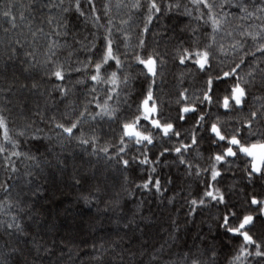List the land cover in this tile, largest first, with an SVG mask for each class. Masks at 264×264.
<instances>
[{
  "label": "snow or ice",
  "instance_id": "snow-or-ice-1",
  "mask_svg": "<svg viewBox=\"0 0 264 264\" xmlns=\"http://www.w3.org/2000/svg\"><path fill=\"white\" fill-rule=\"evenodd\" d=\"M0 264H264V0H0Z\"/></svg>",
  "mask_w": 264,
  "mask_h": 264
},
{
  "label": "trees",
  "instance_id": "trees-1",
  "mask_svg": "<svg viewBox=\"0 0 264 264\" xmlns=\"http://www.w3.org/2000/svg\"><path fill=\"white\" fill-rule=\"evenodd\" d=\"M168 170L165 169V172H167ZM172 173L174 176H176L177 179V184H180L183 182L184 179H186L185 177H183L182 173L177 172V170L175 169V167L172 168ZM175 187V186H173ZM193 186V190H194ZM172 195V191H168L167 193H165L166 197H170ZM146 200L151 201L150 203L147 204V206L145 207V214H149V209H151V214L153 217V225L152 228L150 229V235L155 236L156 239H159L161 237L163 238H167V232L168 229L171 225V220L169 219V217H175L176 216V208L179 207V205H176L175 207L173 205H168L167 200L165 199L164 202L161 204L160 202L156 201L154 197H147L146 196ZM182 203V202H181ZM131 206V205H129ZM186 209H181L179 215L180 218L183 219L184 218V213H185ZM88 210L86 208L83 209V215H87ZM197 222H199L200 217L197 216L196 217ZM59 226V225H58ZM205 230H206V226H205ZM63 233V228L61 227V234ZM87 238V237H85Z\"/></svg>",
  "mask_w": 264,
  "mask_h": 264
}]
</instances>
